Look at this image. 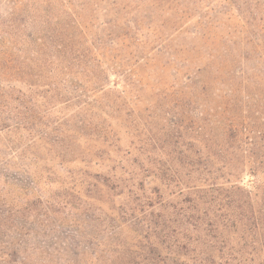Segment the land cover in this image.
<instances>
[{
	"label": "rangeland",
	"instance_id": "374dc122",
	"mask_svg": "<svg viewBox=\"0 0 264 264\" xmlns=\"http://www.w3.org/2000/svg\"><path fill=\"white\" fill-rule=\"evenodd\" d=\"M256 1L121 0L119 10L106 0L78 4L87 40L99 42L103 23L121 25L104 40L105 67L121 72L110 73L100 108L88 110L90 128L81 123L86 111L66 101L56 47L46 39L40 47L61 3L0 0L5 23L17 5L31 16L16 45L7 30L0 42L19 50L26 77L39 74H7L0 93V222L3 231L19 226L25 264H56L65 248L85 249L92 261L117 239L136 251L147 220L137 209L122 220V209L138 205L119 181L132 173L135 193L153 198L149 218L198 194L217 207L235 195L264 210V0L261 11ZM3 67L0 59L6 78ZM16 230L6 231L15 237Z\"/></svg>",
	"mask_w": 264,
	"mask_h": 264
},
{
	"label": "trees",
	"instance_id": "16d2710c",
	"mask_svg": "<svg viewBox=\"0 0 264 264\" xmlns=\"http://www.w3.org/2000/svg\"><path fill=\"white\" fill-rule=\"evenodd\" d=\"M106 1L110 2L116 10L125 8L121 5V0ZM179 1L173 0V2ZM58 2L64 9L60 12L56 11V21L53 20L54 25L49 26V32L41 37L40 41L44 40V44L40 43V47L46 46L45 39L56 47V57L64 63L60 72L65 77L60 75L59 81L63 80L66 83L64 86V92L67 94L66 101L72 100L75 101V105L78 104V114L86 111L81 123L84 127L92 128L94 115L90 114L88 110L100 108L97 107L99 105L97 103L104 99L105 89L110 88L107 86V82L111 78L110 73L114 72L115 75H118L116 73L121 72L116 71L118 70L116 67L111 70L107 69L104 61L106 58L104 40L117 33V28L121 25L117 23L112 25V21L103 23L101 35L98 36L99 42L95 39L87 40L86 36H89V33L85 28L88 27V23L81 19L77 5L80 4L81 8L87 7L90 3L89 0H58ZM157 2L163 3L165 0H157ZM236 3L239 10L245 9L240 7L239 1ZM256 3L255 9L261 11V2L257 0ZM246 5H249V2ZM16 8L19 9L18 12L14 11L15 9L7 11V16L11 18L12 23H5L4 18L0 17V30H7L14 37L12 40L14 44L17 43V37H21L19 34L23 31L22 27L26 25L23 20L25 19L28 25L31 21V16L28 12L25 14L23 6L17 5ZM95 10H99V8H95ZM102 11L111 12L112 10L105 7ZM114 12H116L115 16L119 17V11ZM16 13L20 17H15ZM47 13H50L48 14L50 17L54 12L47 10ZM208 18L212 17L208 16ZM5 49L9 48L1 40L0 59L5 63L6 69L3 67V72L6 73V78L0 77V93H2L1 83L10 79L7 74L13 77L18 74L16 78L23 79L36 78L31 74L26 77L22 65L17 64L18 49L15 52ZM38 77L39 74L37 80H39ZM93 85H98V87L95 88ZM149 158L148 162L154 164ZM137 166L139 170L141 168L142 175H144L146 167L141 166L140 163ZM131 176L133 181H119L124 182L121 184H128L126 188L128 187L131 193L129 201H136L138 207L127 205L122 209L121 218L127 221L134 211L141 212L142 218L147 220V231L143 236L146 241L139 243L136 246L138 249L132 251L130 246L117 239L115 243L108 246L111 249L103 250L99 256L97 255L98 251H95L94 259L98 261L95 264H264V210H256L251 200L246 204L239 197L232 195L231 202L225 204L221 203L223 198H220L217 207L212 202L207 203L205 197L198 194L194 198L184 199V204L180 207L170 205L174 210L167 211L165 215L156 214L149 218L145 206L150 205L153 198L143 191L144 202L135 193L133 186H135L134 178L136 177L133 173ZM136 183L140 185V188L144 186L143 180ZM161 204L163 203L161 202ZM163 207L165 208L166 205ZM128 210H131L132 213ZM10 217L12 220L17 219L13 215ZM134 220L137 222V218L133 217L130 223ZM1 224L0 238L5 239H0V264H25L20 255L23 256L27 252L28 244L26 240L18 239V235H20L18 233H22L16 230L19 226L14 224L6 227V230L9 231L16 230V236L12 237L6 230H2L4 225ZM22 226L25 227L24 224ZM110 226L116 229L114 224ZM18 229L21 230V228ZM115 232L113 230L111 233ZM115 236L116 234L112 235L111 239ZM59 252L60 260H56V264L94 263V259L90 261L87 257L89 251H85V249L78 248L77 252L72 253L65 248ZM50 264H53V261Z\"/></svg>",
	"mask_w": 264,
	"mask_h": 264
}]
</instances>
